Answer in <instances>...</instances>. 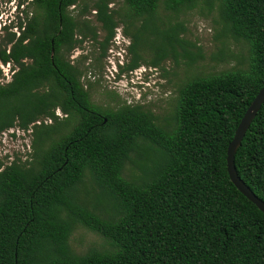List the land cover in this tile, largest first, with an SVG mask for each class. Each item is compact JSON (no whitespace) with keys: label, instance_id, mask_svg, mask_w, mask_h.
Masks as SVG:
<instances>
[{"label":"trees","instance_id":"1","mask_svg":"<svg viewBox=\"0 0 264 264\" xmlns=\"http://www.w3.org/2000/svg\"><path fill=\"white\" fill-rule=\"evenodd\" d=\"M120 2L17 0L15 16L0 22V64L11 66L0 83V136L31 129L26 158L0 161V264H264V213L225 169L228 145L264 84V0ZM198 6L218 13V59L228 40L241 41L245 66L182 81L167 127L97 77L81 80L102 72L118 26L131 57L116 75L140 66L131 30L139 21L166 28L171 51L160 61L202 58L178 19ZM88 40L93 51L71 60ZM96 91L105 102L94 101ZM153 153L160 157L139 160ZM132 155L139 173L126 177ZM233 166L264 201V102ZM96 186L113 204L90 203ZM77 230L96 240L73 249Z\"/></svg>","mask_w":264,"mask_h":264},{"label":"rangeland","instance_id":"2","mask_svg":"<svg viewBox=\"0 0 264 264\" xmlns=\"http://www.w3.org/2000/svg\"><path fill=\"white\" fill-rule=\"evenodd\" d=\"M17 0H0V22L12 19L18 11ZM121 4L120 0H113L110 4L112 8H116ZM22 9V7H20ZM73 9V8H71ZM90 16V14H89ZM179 21L183 22L185 32L181 35L187 41L193 42L199 47L202 58L197 59L194 63H188L187 59L180 56L177 59L171 55L160 61V54L163 49L170 52L169 35L166 34V28L159 19L155 22H148L145 26L142 21L137 22L136 26L131 29L137 33V41L135 44V52L143 55V62L133 72L119 73L117 64L119 62L129 61L130 53L128 45L131 43L130 37L122 35L119 32V37L113 39L111 46L108 49L107 56L103 59V70L100 73H83L81 80L86 79L92 81L98 78L102 88L107 90H115L122 99L126 100L128 105H140L144 109L151 111L157 118V122L167 127V122L170 121V116L173 112L174 99L179 84L186 78L198 73H218L229 70L237 66H245L246 50L242 42L228 40L225 50L226 58L218 59L219 52L222 50L221 40L218 39L221 25L219 24V16L216 10L211 13L200 6L188 10L180 15ZM120 27V26H118ZM121 30V27H120ZM1 35V32H0ZM94 46L91 41H85L83 45L76 48L71 55V60L78 58L83 54L93 51ZM181 51L180 48H177ZM194 53L198 52L197 48H190ZM242 62V63H241ZM158 65L155 66V64ZM0 83L9 80L11 66L9 64H0ZM94 101L105 102L106 97L102 96L99 91L93 93ZM56 115L61 116L59 110ZM46 122L50 123L49 120ZM15 136H12L11 133ZM31 129L22 131L16 128L5 131L0 136V161L2 164H8L15 157L24 160L30 149ZM160 155L157 153L149 154L148 156L139 157V160L154 159ZM136 159L135 155L131 156L129 162L125 164V175L128 176L132 171L134 175H138V170L132 162ZM142 162V161H141ZM139 163V162H138ZM97 194L92 199L89 195L91 204L99 202L113 204L112 199L107 195L98 194L99 187L93 188ZM91 194V193H90ZM97 195L99 196L97 200ZM81 197L83 194L81 193ZM87 199V197H85ZM102 203H100L102 205ZM84 239H81V236ZM75 240L72 241V247L75 250H80L90 241L96 240L91 233H83L77 230ZM81 242L78 245L77 241ZM94 243L91 244V246Z\"/></svg>","mask_w":264,"mask_h":264},{"label":"water","instance_id":"3","mask_svg":"<svg viewBox=\"0 0 264 264\" xmlns=\"http://www.w3.org/2000/svg\"><path fill=\"white\" fill-rule=\"evenodd\" d=\"M53 52V51H52ZM264 102V84L262 88L255 95L234 132V136L227 148L225 169H227V174L229 176L232 184L237 188V190L242 193L247 199H249L256 207L264 213V201H262L255 193L244 183L242 179L237 174L236 169H234L233 162L234 156L237 149L239 148L241 141L248 130L251 122L259 111L261 105Z\"/></svg>","mask_w":264,"mask_h":264},{"label":"built area","instance_id":"4","mask_svg":"<svg viewBox=\"0 0 264 264\" xmlns=\"http://www.w3.org/2000/svg\"><path fill=\"white\" fill-rule=\"evenodd\" d=\"M119 32H120V34L122 33L121 30H120V27H117V28H116V33H115V36H114L113 39H117V38L119 37ZM122 35H123V34H122ZM120 63H122V61H121Z\"/></svg>","mask_w":264,"mask_h":264},{"label":"flooded vegetation","instance_id":"5","mask_svg":"<svg viewBox=\"0 0 264 264\" xmlns=\"http://www.w3.org/2000/svg\"><path fill=\"white\" fill-rule=\"evenodd\" d=\"M121 32L124 33V32H123V29H121Z\"/></svg>","mask_w":264,"mask_h":264}]
</instances>
